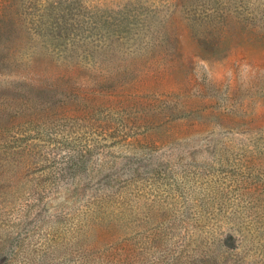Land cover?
<instances>
[{"label":"rangeland","instance_id":"obj_1","mask_svg":"<svg viewBox=\"0 0 264 264\" xmlns=\"http://www.w3.org/2000/svg\"><path fill=\"white\" fill-rule=\"evenodd\" d=\"M0 29V264H264V0H0Z\"/></svg>","mask_w":264,"mask_h":264},{"label":"trees","instance_id":"obj_2","mask_svg":"<svg viewBox=\"0 0 264 264\" xmlns=\"http://www.w3.org/2000/svg\"><path fill=\"white\" fill-rule=\"evenodd\" d=\"M0 31L3 33V31L0 29ZM8 31V30H7Z\"/></svg>","mask_w":264,"mask_h":264}]
</instances>
